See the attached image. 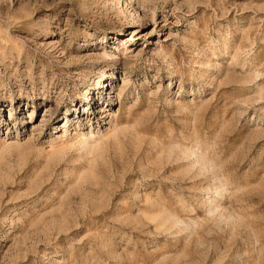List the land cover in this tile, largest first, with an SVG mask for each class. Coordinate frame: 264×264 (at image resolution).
I'll return each instance as SVG.
<instances>
[{
  "label": "rangeland",
  "instance_id": "1",
  "mask_svg": "<svg viewBox=\"0 0 264 264\" xmlns=\"http://www.w3.org/2000/svg\"><path fill=\"white\" fill-rule=\"evenodd\" d=\"M0 264H264V0H0Z\"/></svg>",
  "mask_w": 264,
  "mask_h": 264
},
{
  "label": "bare ground",
  "instance_id": "2",
  "mask_svg": "<svg viewBox=\"0 0 264 264\" xmlns=\"http://www.w3.org/2000/svg\"><path fill=\"white\" fill-rule=\"evenodd\" d=\"M136 15V14H135ZM139 16V15H138ZM141 20V19H140ZM139 19H138V21H140ZM141 22H142V20H141Z\"/></svg>",
  "mask_w": 264,
  "mask_h": 264
}]
</instances>
